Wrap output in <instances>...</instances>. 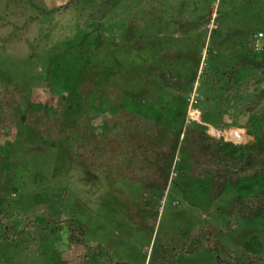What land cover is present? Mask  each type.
<instances>
[{
    "label": "rangeland",
    "instance_id": "374dc122",
    "mask_svg": "<svg viewBox=\"0 0 264 264\" xmlns=\"http://www.w3.org/2000/svg\"><path fill=\"white\" fill-rule=\"evenodd\" d=\"M70 1V7L52 12L53 8ZM150 2L153 0L120 6L111 13L112 19L97 20L92 17L100 10V0H0V90L34 88L40 101L46 104L47 88L53 85L58 97L68 96L69 106L77 107L75 111L67 109L66 113L73 114V118L67 121L57 146L40 144L35 136L16 137L9 130L3 135L0 140V211L21 209L25 212L45 205L50 217L73 219L89 242L106 246L111 261L134 264H148L155 249L174 245L183 233L203 221L225 224L216 216L217 210L228 206L243 192L241 187H248L250 183L229 187L215 199L211 181L174 175V183L163 202L157 205V223L149 221L147 229L132 223L126 216L127 210L140 209L149 203V214H153L154 203L161 193L143 195L140 188L134 190L135 184L129 181L86 173L71 165L74 139L71 122L79 118L78 88L82 77L89 74L98 83L107 80L123 89L126 97L122 105L135 112H142L146 102H155L153 98L159 91H169L172 98L182 96L185 123L197 129L206 126L209 132L210 128L217 129L202 119L208 109L214 110V103L212 105L206 95L218 92L223 84L222 81L215 86L213 81L221 79L224 72L234 67L244 72L239 66L241 62L255 61L256 56L264 59V38L255 51L252 45L260 33L264 35V0H165L166 6L173 8L172 15L162 5L159 10L153 6L156 13L161 12L163 24L152 21L130 24L136 11L144 10ZM212 29L214 32H209ZM151 39L154 46L142 51L135 49V43ZM165 45L168 49H178L180 57L165 63L160 52L152 53L153 47L161 50ZM54 49L57 52L54 53ZM154 55L159 57L153 59ZM203 68L213 70L212 75L204 79ZM162 72L168 79L160 77ZM45 81L50 84L44 85ZM177 81L183 85L181 89L170 86ZM98 97L91 98L92 104ZM111 112L107 106L103 110L90 108L97 132L106 128ZM227 120L229 126L223 132L228 140L243 144L255 142L258 132L255 126L250 134L248 127L242 129L231 122L232 118ZM12 157L16 158L17 166L11 179L9 159ZM177 159L179 161L180 157ZM254 184L253 194L261 193L263 185ZM58 230L50 229L56 242L61 240L67 227ZM47 234L48 231L44 236ZM221 240L239 254L264 257V216L241 221L237 230L223 232ZM48 241L43 244L46 255ZM2 245L0 241V261L6 257L4 252L9 251ZM15 255L18 257L10 259L9 263L23 264L21 255ZM78 255L73 249L62 258L66 264H76ZM49 258L47 264L61 263L58 258L53 263ZM177 264L229 263L200 250L179 258Z\"/></svg>",
    "mask_w": 264,
    "mask_h": 264
},
{
    "label": "trees",
    "instance_id": "16d2710c",
    "mask_svg": "<svg viewBox=\"0 0 264 264\" xmlns=\"http://www.w3.org/2000/svg\"><path fill=\"white\" fill-rule=\"evenodd\" d=\"M100 1V10L92 17L97 20L112 19L110 15L115 9L136 4L139 0ZM71 5L70 1L65 6L53 8L52 12ZM161 5L166 11L169 9L171 14L173 8H168L165 0H153L147 3L144 10L136 11L130 24L144 21L163 24L161 12L156 13V8H153L157 6L159 10ZM214 30L209 32L213 33ZM153 39L149 42L139 41L134 47L142 51L150 45L154 46ZM252 45L255 46V43L252 42ZM168 48L166 45L161 50L153 47L152 53L160 52L165 63L177 60L180 57L178 49ZM53 52L57 51L54 49ZM156 57L159 56L154 55L153 59ZM239 66L244 72H239L237 67L227 70L221 79L212 83L219 86L223 81L218 92L206 95L207 100L212 105L214 103V110L208 109L202 119L217 129L213 131L210 128L209 132L206 126L197 129L185 123L182 96L172 98L169 97V91H159L153 98L155 102H146L142 112L136 113L122 105L126 97L123 89L107 80L98 83L89 74L82 77L78 88L81 97L79 118L71 122L74 130L71 165L86 173L129 181L135 184L134 190L140 188L143 195L146 192L161 193L154 203L153 214H149V203L140 209L127 210L126 216L132 223L146 229L150 228L149 221L157 223V205L163 202L177 175L182 174L195 181H211L212 197L215 199L222 196L229 187L243 182L250 183L248 187H241L243 192L233 198L228 206L217 210L216 216L225 224L201 222L183 233L174 245L155 249L148 264H177L179 258L191 256L200 250L211 252L219 256L220 261L229 264H264V257L243 252L239 254L226 247L221 240L223 232L237 230L241 221L264 216V189L261 193L253 194L254 183H261L264 188V59L256 56L255 61H244ZM211 71L203 68L201 75H205V79ZM214 74L217 75L216 72ZM160 77L165 80L169 76L162 72ZM49 84L44 82L46 86ZM170 86L178 89L183 87L179 81ZM47 90L49 96L46 104L40 101L34 88L0 90V140L9 130L16 137L35 136L40 144L59 145L65 125L73 118V114L66 113L67 109L73 108L75 111L77 107L69 106L68 96L58 97L53 85ZM94 95L99 97L92 104L91 98ZM92 106L102 110L107 106L112 111L102 132H97L92 124L89 113ZM227 118H232L231 122L239 128L248 127L250 134H253L255 126L258 130L254 132L255 142L243 144L228 140L223 132L229 126ZM176 156L180 157L179 161ZM9 163V177L12 179L17 166L16 158H10ZM53 227L58 228V231L67 227L59 242L53 240L50 232ZM47 231V236H44ZM47 240L46 255L43 244ZM0 241L9 250L4 252L6 257L3 256L5 258L0 261L2 264H10V259L15 260L18 257L15 254L18 253L23 264H47L46 259L49 257L52 263L58 258L60 264H66L62 257L73 249L79 252L76 264H104L101 261L105 264H134L115 259L111 261L106 246L95 241L89 242L73 219L66 217L57 220L50 217L45 205L32 207L25 212L21 209L0 211ZM55 251H58L56 256Z\"/></svg>",
    "mask_w": 264,
    "mask_h": 264
},
{
    "label": "clouds",
    "instance_id": "9594fccd",
    "mask_svg": "<svg viewBox=\"0 0 264 264\" xmlns=\"http://www.w3.org/2000/svg\"><path fill=\"white\" fill-rule=\"evenodd\" d=\"M260 34L263 35V33H260ZM262 38H264V35H263V37H259L258 40H255V43H256V44H255V48H256V47H259V48L261 47V41H260V39H262ZM257 41H259V44H258V45H257ZM256 49H257V48H256Z\"/></svg>",
    "mask_w": 264,
    "mask_h": 264
},
{
    "label": "built area",
    "instance_id": "2783aa9c",
    "mask_svg": "<svg viewBox=\"0 0 264 264\" xmlns=\"http://www.w3.org/2000/svg\"><path fill=\"white\" fill-rule=\"evenodd\" d=\"M259 37H263V35H262V34H260V35H259ZM258 44H259V41H257V45H258Z\"/></svg>",
    "mask_w": 264,
    "mask_h": 264
}]
</instances>
